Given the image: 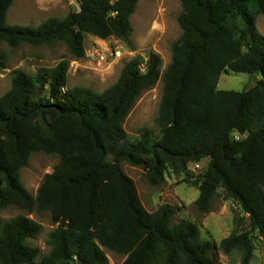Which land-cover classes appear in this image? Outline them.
I'll use <instances>...</instances> for the list:
<instances>
[{
  "label": "trees",
  "instance_id": "obj_1",
  "mask_svg": "<svg viewBox=\"0 0 264 264\" xmlns=\"http://www.w3.org/2000/svg\"><path fill=\"white\" fill-rule=\"evenodd\" d=\"M143 0H78L80 10L38 27L8 26L15 0H0V45L16 48L63 43L75 60L86 57V36L116 39L135 50L131 17ZM181 37L161 72L151 53L128 62L119 80L103 93L68 88L69 62L52 73H13L0 97V211L14 206L28 213L49 212L57 226L50 253L28 244L38 223L19 216L0 221L1 264H109L107 252L123 264H217L218 252L237 250L250 264L249 233L235 232L218 247L203 241L196 223H173L175 208L146 210L125 162L147 172L152 186L168 172L188 174L207 161L196 207L209 214L223 189L238 202L252 231L264 238V80L249 91H221L223 74L259 72L264 78V35L257 29L264 0H179ZM5 56L0 52V67ZM163 82L157 123L160 133L130 140L126 121L140 97ZM245 135V137H243ZM57 155L36 197L23 186L21 171L34 153Z\"/></svg>",
  "mask_w": 264,
  "mask_h": 264
},
{
  "label": "rangeland",
  "instance_id": "obj_2",
  "mask_svg": "<svg viewBox=\"0 0 264 264\" xmlns=\"http://www.w3.org/2000/svg\"><path fill=\"white\" fill-rule=\"evenodd\" d=\"M79 10L78 0H15L7 16V25L36 28L50 18L64 19ZM182 12L179 0H143L131 17L135 50L127 48L116 39L104 41L87 35L86 57L82 60H75L63 43L41 46L25 43L16 48L2 43L0 52L5 59L0 67V97L11 89L15 71L22 70L28 74L42 71L52 73L61 62L70 64L68 88L89 87L97 93H103L113 86L119 80L124 66L135 57L144 60V69L151 53L159 55L163 73L171 63L172 47L182 35L178 22ZM256 26L264 35V17L257 19ZM262 80V76L223 74L218 89L249 91L256 88ZM162 95L163 82L159 81L153 89L140 97L125 124L128 139H139L145 130L155 135L160 133L157 118ZM59 162L57 155L44 152L32 155L29 165L21 171V181L33 197L37 196L45 176L53 173ZM120 166L136 184L141 202L147 211L156 212L164 204L174 207L173 223L181 220L196 223L200 227L201 239H212L218 247L235 232L249 233L254 246L250 264H264V238L259 232L251 230L250 220L241 205L234 200H228L223 189L218 190L209 214H202L197 209L196 201L200 193L194 182L200 180L207 161L200 164L201 169L193 170L194 166L190 165L189 173L185 175L168 172L165 181L158 186L149 183L145 170L125 162ZM19 216H26L41 227L38 236L28 241L30 246L40 249L37 259L40 262L50 253L49 236L57 226L49 212L28 213L14 206L0 211L2 223ZM107 256L109 264H123L125 261L124 257L111 252H107ZM217 264H242V254L234 250L226 255L219 250Z\"/></svg>",
  "mask_w": 264,
  "mask_h": 264
},
{
  "label": "built area",
  "instance_id": "obj_3",
  "mask_svg": "<svg viewBox=\"0 0 264 264\" xmlns=\"http://www.w3.org/2000/svg\"><path fill=\"white\" fill-rule=\"evenodd\" d=\"M192 166H194V169L193 170H195V169H201V167H200L199 164H192Z\"/></svg>",
  "mask_w": 264,
  "mask_h": 264
},
{
  "label": "water",
  "instance_id": "obj_4",
  "mask_svg": "<svg viewBox=\"0 0 264 264\" xmlns=\"http://www.w3.org/2000/svg\"><path fill=\"white\" fill-rule=\"evenodd\" d=\"M256 76H260V73H259V72H257V73H256Z\"/></svg>",
  "mask_w": 264,
  "mask_h": 264
}]
</instances>
